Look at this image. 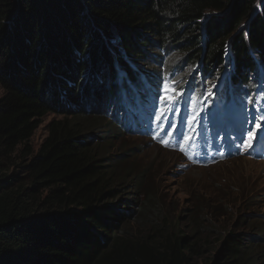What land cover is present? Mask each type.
<instances>
[{"label":"trees","instance_id":"obj_1","mask_svg":"<svg viewBox=\"0 0 264 264\" xmlns=\"http://www.w3.org/2000/svg\"><path fill=\"white\" fill-rule=\"evenodd\" d=\"M110 42L118 43L114 61L103 52ZM12 49L37 70L3 69L0 79V264H264V225L240 213L249 209L246 198L203 191L182 209L145 169L120 173L124 155L91 142L109 128L100 112L79 104L71 72L75 65L89 70L87 54L92 65L102 58L96 103L105 114L148 111L133 116L134 133L192 132L197 125L181 95L152 103V93L171 75L179 92L200 103L209 91L199 80L223 65L232 66L226 87H249L264 67V0H0V50ZM141 61H162L165 72ZM136 90L144 107H125ZM83 94L89 98L90 89ZM50 114L55 119L33 155L29 140ZM130 190L137 209L123 215L115 205L128 204L120 198ZM237 216V227L250 223V231L233 229Z\"/></svg>","mask_w":264,"mask_h":264},{"label":"rangeland","instance_id":"obj_2","mask_svg":"<svg viewBox=\"0 0 264 264\" xmlns=\"http://www.w3.org/2000/svg\"><path fill=\"white\" fill-rule=\"evenodd\" d=\"M117 47V42L106 43L103 52L107 53L112 61H114ZM1 50H3V48ZM1 50L0 79L4 78V76H2L3 69L4 73L13 72L19 68H24L23 72L30 70V73L37 70L26 64L22 59H19L18 56H14L13 49L8 55L4 54ZM143 51H145L146 54L150 53L148 50ZM89 54L91 56L93 53ZM166 60L164 59L163 62L165 63ZM163 62L161 61L159 66L156 65L157 67L154 64H148L144 61H141L140 63L142 64L141 68L143 69L149 68L155 70V72L156 70H160L162 71L161 73H164L165 69L163 67ZM85 63H90L91 66L89 70L88 66L82 68V65L78 66L81 71L77 70L78 67L76 65L74 70H71V72L73 71V73H75L76 77H74V85L76 87L75 93L80 97L79 104L81 106L85 105V111L90 109L89 114L95 111L100 112V114L98 113L99 117L104 119L105 124L109 128L107 133L95 134L91 139V142L100 144L104 150H108V155H124L125 159L122 163V168L119 169L120 173L126 169L131 172H142L145 169L149 175V180L160 181L164 190L162 193L171 196L175 202L179 204V208L182 209L190 208L192 206V200L197 197V193H204L203 191H209L212 194H216V192L222 190L221 194L228 196L230 200H233L235 197L236 200L238 198H246L243 203L245 202L247 206H249V209L242 208L240 213L245 215L251 213L249 218L253 225L256 224V217H260V220L264 225V153L262 155H254L251 151V148H253L255 144L262 141L264 142V124H262V129L257 130L254 137L247 141H245L244 133L241 140L242 143H245V147L243 149L241 148L240 152L235 155L210 150L209 152H196L193 157L184 156L181 153V145L178 148L175 146L170 147L166 138L162 137L161 139H157L154 132L131 134L130 132H124L120 127V124H113L114 120L111 116L105 115V111L102 110L99 103H96V98L93 95L94 89L97 90V87L99 86L95 75L102 74V69H100L101 67L99 66L100 64H104L102 58L101 61L99 59L98 63L96 61L94 65H92V61L87 54V61L85 60ZM82 70L88 71L82 73ZM193 70L194 69L191 68L188 69L187 72L182 71V74H186L184 75L182 82L190 80L194 72ZM231 71V65L218 66L210 73L209 77H206L205 75L204 79L199 80V82H203L206 85V88L209 89L215 82H218L223 75H229ZM91 72L95 73L92 74ZM260 72L264 73V67L257 69L253 74H258ZM167 82L175 81L170 77L165 81V83ZM80 86L82 87L81 90L79 88ZM106 86L107 92L110 86L105 83V87ZM65 89L72 90L73 87L68 88L67 86ZM84 89H90L91 95L89 98L88 95L86 96L83 94ZM47 92L49 98L52 99L54 96L51 93V89H47ZM4 95V90L0 83V99ZM106 99L107 97L103 98V102ZM79 104L74 105V108L73 106H69V109H66L71 111L77 110L80 106ZM257 107L260 109V114H264V89L258 91ZM248 109L253 110V105L249 103ZM255 117H259V113L256 114ZM52 119H55L53 114L46 115L42 118L39 127L30 138L28 144L32 149L33 155L37 153L38 149L44 142L47 134L46 126ZM252 128L250 127L249 130ZM162 141L167 142V146H165V143ZM249 143L251 144L250 148L247 147V144ZM209 147L213 148L214 144L209 142ZM14 171L15 168L11 167L7 173L10 174ZM132 192L133 191L130 190L122 194L123 198L120 199L127 200L128 204H125L124 201L117 203L115 205V210L121 211L123 215L125 211H136L137 208L135 207V203H137V195H134ZM239 216L236 218L233 217L231 220L233 229H236L239 233L250 231V223L241 228L237 227ZM183 221L185 225H188V220Z\"/></svg>","mask_w":264,"mask_h":264},{"label":"snow or ice","instance_id":"obj_3","mask_svg":"<svg viewBox=\"0 0 264 264\" xmlns=\"http://www.w3.org/2000/svg\"><path fill=\"white\" fill-rule=\"evenodd\" d=\"M162 95L160 97L161 101L168 102V103H175L176 98L181 95V93L177 90L175 86V82H167L164 84L162 89ZM249 103H252L251 100H249ZM247 123H251L253 125V128L251 130H245V141L248 139L254 137L257 130L262 129V124H264V115H261L259 117H253L251 120L247 121ZM163 142V141H162ZM165 143V146H167V142ZM240 148L245 147V143H241L239 145ZM247 147H251V144H247ZM183 151V149H181Z\"/></svg>","mask_w":264,"mask_h":264},{"label":"bare ground","instance_id":"obj_4","mask_svg":"<svg viewBox=\"0 0 264 264\" xmlns=\"http://www.w3.org/2000/svg\"><path fill=\"white\" fill-rule=\"evenodd\" d=\"M155 89V88H154ZM156 103V102H155ZM131 108V107H130ZM133 108V107H132ZM118 110H120V109H118ZM121 111V110H120ZM124 111V110H123ZM230 114H233V112H231ZM216 132H218L219 133V130H216ZM263 169V168H262ZM264 170V169H263Z\"/></svg>","mask_w":264,"mask_h":264},{"label":"clouds","instance_id":"obj_5","mask_svg":"<svg viewBox=\"0 0 264 264\" xmlns=\"http://www.w3.org/2000/svg\"><path fill=\"white\" fill-rule=\"evenodd\" d=\"M105 115H107V114H105ZM108 116V115H107ZM112 119H113V117H112ZM114 120V119H113ZM115 124V123H114Z\"/></svg>","mask_w":264,"mask_h":264}]
</instances>
